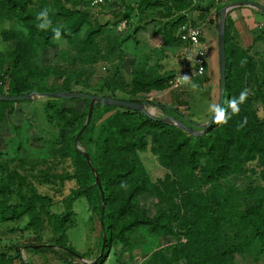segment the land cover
I'll return each instance as SVG.
<instances>
[{"label": "trees", "instance_id": "1", "mask_svg": "<svg viewBox=\"0 0 264 264\" xmlns=\"http://www.w3.org/2000/svg\"><path fill=\"white\" fill-rule=\"evenodd\" d=\"M51 1L47 0L36 10L29 9L31 0H0V26L4 19L17 20L27 30V33H23L8 28L2 32L5 37L11 39L18 37L19 41L13 50L0 54V69L4 70L0 75V94L18 96L32 93L31 78L41 76L47 71H42L30 61L31 52L37 53L38 46L42 50L57 48L55 38L72 42L89 18V14L82 9L71 8L70 0ZM164 3H169L168 9L173 10L172 14L168 12L169 15H178L174 20L168 18L161 30L159 29V33L163 31L164 40H170V33L166 34L165 27L169 31L178 30L186 24L190 6L188 0H140L137 4L140 7L138 15L154 13L153 6ZM220 9L216 11L214 19H210V23L216 24L217 28L221 17ZM131 10L133 11L132 7L124 13H119L117 23L124 20L129 25L128 28L131 27ZM57 16L62 17L63 21L57 23L56 19H52ZM230 20L228 14L226 98L223 107L225 113L222 111L203 135L191 134L185 129L164 123L160 119H153L140 111L103 103L94 105L90 121L86 124L90 99L81 98L87 102V106L84 111L79 112L62 108L60 100L63 98L48 96L43 106L47 120L51 125H61L60 135L52 143L51 152L54 154L55 168L61 166L62 171L47 173L40 170L39 175L31 174L44 163L32 159H20V162L16 163L13 158H6L5 152L0 150V158L8 165L5 167V176L0 177V222H17L26 217L28 220L25 228L35 230L38 239L41 238L39 234L45 223H48L53 226V232L59 233L55 237L59 244L35 248L40 241L28 247L38 254L44 249L51 251L57 246L79 257L66 242H60L75 224L74 219L71 221V215H75V201L85 197L92 217L97 215L99 219L102 245L104 230L107 234L103 255L91 264H103L113 241L127 243L129 234L136 228L146 226L154 234L178 236L175 224L182 228L187 242L167 246L170 255L164 251L166 248L160 250L155 255V262L151 264H238L237 255H251L256 261L264 257V193L261 195L263 197L258 198L248 189L243 197L251 195L253 203L248 207L242 205L238 209L236 205H240L236 204L237 200L233 201L230 195L232 192L221 191L224 180L232 174L244 172L240 171L242 163L253 160L256 155L264 160V115H258L256 106L258 101L264 106V66L260 65L259 68L254 65L248 50L233 43ZM141 28L138 25L134 29V37ZM101 30L99 26L91 27L83 42L90 46ZM177 40L181 42L179 37ZM134 78V84L139 89L151 84L160 86L166 82L158 77L151 82L152 77L145 75ZM207 80V77L202 78V82ZM71 85V82L67 83L64 91L71 92ZM256 85L259 90L252 93L250 88ZM188 93L183 91L187 96ZM125 100L141 102L135 98ZM17 102L21 101L0 99V122H3L7 115L14 113ZM178 103L189 105L188 100L181 98ZM163 107L167 113L195 128L194 121L188 119L177 107ZM149 136L152 151L158 156L160 164L171 171L166 181L176 177V187L173 190L179 194V201L175 206L160 205L153 215L139 204L138 197L140 193L154 192L155 185L147 172L141 170L138 159L133 156L135 151L147 149ZM86 154L91 157L101 180L104 197ZM64 164L71 170L64 171ZM21 166L28 169L39 185H60V188H57L60 195L67 182L76 184L63 200L64 208L61 212L53 209L57 203L56 195L43 193L39 185L30 183L28 174L19 173ZM45 166L49 167L48 164ZM261 175L264 180V170ZM15 178L18 181L17 186L11 185V179ZM22 248L15 250L14 254L1 252L0 264H27ZM82 257L85 259V256ZM61 260L64 264L67 261L63 257Z\"/></svg>", "mask_w": 264, "mask_h": 264}, {"label": "rangeland", "instance_id": "2", "mask_svg": "<svg viewBox=\"0 0 264 264\" xmlns=\"http://www.w3.org/2000/svg\"><path fill=\"white\" fill-rule=\"evenodd\" d=\"M46 1L31 0L29 9L38 10ZM92 1L70 0L69 2L71 8L82 9L89 14L88 20L84 22L72 42L63 38H55L57 48L42 50L38 46L37 53L31 52L30 61L38 65L42 71L44 69L47 71L41 76L31 78L33 92L64 91L66 84L71 82V92L84 91L99 96L110 95L119 99H138L158 118L175 117L167 113L163 106L177 107L188 119L194 121V129L198 132L203 131L219 103L221 87L218 53L219 26L217 28L216 24H213L214 32L209 19H214L216 11L233 0H188L190 6L186 23L199 26L206 38L205 47L209 55V65L207 75L204 77L199 76L195 71L193 49L177 40L179 29L169 31L165 27L166 34L170 33V40H164L163 31L159 33L168 18L174 20L178 17L174 13L173 17L171 16L173 10L168 9L169 3L168 5L166 3L154 5V13L143 14L141 12L142 16H140L138 15L140 7L137 5L140 0H110L102 5H93ZM130 7L133 8V11L131 10L133 25L128 28L127 23L123 26L124 20L120 23L117 21L119 13L130 10ZM141 8L143 9V6ZM168 12L171 14L169 15ZM261 15L260 19L248 16L249 24L236 25L237 33L232 32L233 43L239 48L248 50L253 57L254 65L259 68L264 66V15ZM52 19H56L57 23L63 21V18L59 16ZM138 25L142 28L134 37L133 31ZM98 26L102 30L95 36L93 44L89 46L84 43L88 30L91 27L98 28ZM8 28L27 33L19 21L4 19L0 26V54L13 50L19 41L18 37L11 39L3 35V30ZM3 73L4 70L0 69V75ZM141 75L152 77L151 82L156 77L166 82L160 86L151 84L139 89L134 84V77ZM205 77L208 80L202 82V78ZM250 90L252 93H257L259 87L256 85ZM183 91H188V96L183 94ZM180 98L188 100L189 105H179ZM47 99V97L34 94L32 99L17 102L14 106V113L0 123V150L5 152L6 158H13L17 161L16 163L20 162V159H32L41 161V164L44 163L40 165V169L35 168L31 174L39 175L40 170H45L47 173L62 171L61 166L55 168L54 154L51 152L52 143L60 135L61 125L57 123L51 125L48 122L43 108ZM229 101L230 95H228ZM60 104L62 108L79 112L84 111L87 106V102L81 98H65L60 100ZM256 106L258 115L263 117L264 106L261 101L256 102ZM148 142L145 151H135L133 156L138 159L141 163V170L147 172L155 185L154 192L140 193L138 197L139 204L147 209L150 215H153L160 205L175 206L179 201V194L178 191L173 190L176 187L174 183L176 177L166 181L171 171L160 164L158 156L152 151L150 136ZM55 159L58 160L56 157ZM4 161L0 158V177L5 176V167L8 166ZM63 166L64 171L71 170L67 164ZM24 167L21 166L19 173L28 174L30 183L37 184L38 180ZM240 167V171L244 172L229 176L226 181L224 180L221 189L222 192H232L230 195L233 201L237 200L236 204L240 205H236L238 209L242 205L248 207L253 203L251 195L243 197L248 189L258 198L264 193L262 191L264 180L261 175L264 170V160L261 156L256 155L253 160L242 163ZM170 181L172 182L169 183ZM17 184L16 178L11 179V185L17 186ZM75 187L74 182H67L60 195L57 190L60 185H39L41 192L56 195L57 203L53 207L56 212L63 210V200ZM73 210L75 215H71V221L73 222L74 219L75 224L66 232L60 243L66 242L75 250L74 253L85 256V261L57 246H54L51 251L44 249L45 251L41 252L45 254L44 259H40L39 256L42 254H35L36 252L28 246L40 241V244L47 246L58 245L59 242L55 237L59 233L53 232V226L45 223L39 234L41 238L38 239L35 230L25 228L28 220L26 217L8 224L0 222V253L14 254L15 250L25 246L22 248V254L27 263L64 264L61 257L67 260L65 264L97 262L102 252L99 219L97 215L92 217L85 197L75 201ZM175 229L178 236L154 234L146 226L136 228L129 234L127 243L119 240L113 241L103 264H151L155 262V255L160 250L163 251L170 245L187 242L182 228L175 224ZM166 249L164 251L170 255L169 249ZM48 258H51L52 263L51 261L45 262ZM236 262L238 264H264V257L256 261L251 255H237Z\"/></svg>", "mask_w": 264, "mask_h": 264}, {"label": "water", "instance_id": "3", "mask_svg": "<svg viewBox=\"0 0 264 264\" xmlns=\"http://www.w3.org/2000/svg\"><path fill=\"white\" fill-rule=\"evenodd\" d=\"M242 5H248V6L254 7L257 10H259L260 12L264 13V6L255 2V1H252V0L233 1V2H230L227 5H225L222 9H220L221 17H220V21H219V35H218V53H219V70H220V86H221L220 87V98H219V103H218L216 109L214 110V112L210 116L208 122L206 123V125L204 127V130L201 132H198L197 130L189 127L188 125H186L181 120H179L175 117L168 116V117H163V118H157L141 102L119 99V98H114V97H110V96H99V95L88 94V93L79 92V91L78 92L50 91V92H32L29 94L18 95V96H9V95L0 94V99L5 100V101H11V102L23 101V100L32 99L34 94H37V95L43 96V97H48V96L60 97L63 99H65V98L66 99H69V98H87V99L91 100V103H90V109H89V114H88L86 124H88L90 121V118H91V115H92V112L94 109V105L96 103H103V104H106L109 106H115V107H119V108L140 111V112H143L144 114H146L147 116H149L153 119H160L164 123L176 125L182 129H185L186 131H188L191 134L203 135L211 127V125L214 123V121L217 120V118L221 115V113L223 111L225 98H226V77H227V72H226L227 71L226 19H227L228 12L231 9L242 6ZM86 157H87V160L89 162V165H90L93 173L95 174L96 182L99 186V189L101 190L102 196L104 197L103 186H102L101 180H100V178H99V176H98V174H97V172H96V170L92 164L91 157L88 154H86ZM104 206H105V204H103V210H104ZM106 244H107V234L104 230L102 252H101L100 256L103 255V253L105 251ZM42 246H47V245L39 244V245H35L34 247L40 248ZM79 257H81V256H79ZM27 264H29V263H27Z\"/></svg>", "mask_w": 264, "mask_h": 264}, {"label": "built area", "instance_id": "4", "mask_svg": "<svg viewBox=\"0 0 264 264\" xmlns=\"http://www.w3.org/2000/svg\"><path fill=\"white\" fill-rule=\"evenodd\" d=\"M110 0H93V5H102ZM126 25V21L123 26ZM178 37L184 44L189 45L194 52V68L199 76H203L208 72L209 55L203 41L202 29L194 24H183L179 29ZM184 78V77H183Z\"/></svg>", "mask_w": 264, "mask_h": 264}, {"label": "crops", "instance_id": "5", "mask_svg": "<svg viewBox=\"0 0 264 264\" xmlns=\"http://www.w3.org/2000/svg\"><path fill=\"white\" fill-rule=\"evenodd\" d=\"M252 1H255V2H257V3H259V4H261V5H263L264 6V0H252ZM192 14V13H191ZM228 14H229V16H230V26H231V28H232V32H236L237 33V31H236V25L237 26H239V24H243L244 26H245V24L246 25H248L249 23H248V21H247V17L248 16H253V17H255V18H259L260 19V16H262L261 15V13L259 12V10H257L256 8H254V7H251V6H248V5H242V6H239V7H236V8H233V9H231L229 12H228ZM190 15V14H189ZM210 20V19H209ZM212 25V28H213V30H214V32H215V27H214V23H211ZM213 35V34H212ZM203 41H204V43H206V38H205V36H204V32H203ZM9 115H7V117H8ZM6 117V118H7ZM1 123V122H0ZM10 223V222H9ZM5 224V223H4ZM6 224H8V223H6ZM35 254H37V253H35ZM38 254H42L41 256H39V257H41L40 259H43L42 257H44L45 256V254L44 253H38ZM37 254V255H38ZM80 256V255H79ZM82 257V256H81ZM81 257H79L80 259H82L83 261H85L86 260V258L84 259L83 257L81 258ZM50 262L51 261V263H52V260H51V258L49 259H47V261H46V263L47 262ZM89 262L91 263V261L89 260Z\"/></svg>", "mask_w": 264, "mask_h": 264}]
</instances>
